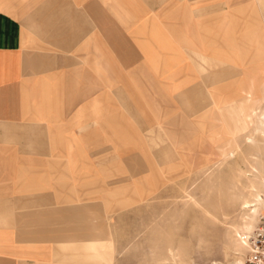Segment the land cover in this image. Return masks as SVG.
Segmentation results:
<instances>
[{"label": "crops", "instance_id": "0c3cea01", "mask_svg": "<svg viewBox=\"0 0 264 264\" xmlns=\"http://www.w3.org/2000/svg\"><path fill=\"white\" fill-rule=\"evenodd\" d=\"M258 66L264 0H0V264H126L130 189L195 134L224 157Z\"/></svg>", "mask_w": 264, "mask_h": 264}, {"label": "rangeland", "instance_id": "374dc122", "mask_svg": "<svg viewBox=\"0 0 264 264\" xmlns=\"http://www.w3.org/2000/svg\"><path fill=\"white\" fill-rule=\"evenodd\" d=\"M250 73L261 79L263 86L258 91H262L264 67ZM255 106L250 131L231 125V131L238 133L233 143L228 141L232 145L224 157L200 139L201 133L195 134L180 147L177 165L166 166L165 173L149 172L140 189H130L132 196L145 198L142 203H130L128 213L114 216L111 251L115 260L126 264H246L243 234L249 231L244 230L248 219L241 202L247 195L248 178H258L255 169L264 166V138L255 130L264 103ZM252 134L255 144L247 141ZM200 162L210 167L204 172L198 168ZM259 189L263 201L256 208L264 204V186ZM255 221L256 214L254 225ZM104 244L97 241L98 252L104 251Z\"/></svg>", "mask_w": 264, "mask_h": 264}, {"label": "bare ground", "instance_id": "6f19581e", "mask_svg": "<svg viewBox=\"0 0 264 264\" xmlns=\"http://www.w3.org/2000/svg\"><path fill=\"white\" fill-rule=\"evenodd\" d=\"M257 119L258 120L256 123L257 125H256L255 130L257 133L261 135V137L264 138V109L261 114H258ZM247 141L250 144H255L253 134L247 137ZM255 170L258 173V176H257L258 178H255V179L248 178L249 183L245 190L247 191V195L243 197L242 202H241V209L245 213H247V219H248L247 224H245L244 226V230L249 231V232L243 234V242L247 248V252H248V247H249L248 238L251 236L253 231L256 229L261 216L264 215V204L256 208L257 205H259L263 201L259 187L264 186V166L262 168H256ZM255 214H256V221H255L256 223L254 225L253 222L255 220Z\"/></svg>", "mask_w": 264, "mask_h": 264}, {"label": "built area", "instance_id": "2783aa9c", "mask_svg": "<svg viewBox=\"0 0 264 264\" xmlns=\"http://www.w3.org/2000/svg\"><path fill=\"white\" fill-rule=\"evenodd\" d=\"M248 244L246 264H264V215L248 238Z\"/></svg>", "mask_w": 264, "mask_h": 264}]
</instances>
